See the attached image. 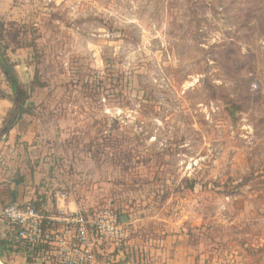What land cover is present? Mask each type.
Segmentation results:
<instances>
[{
    "label": "rangeland",
    "instance_id": "rangeland-1",
    "mask_svg": "<svg viewBox=\"0 0 264 264\" xmlns=\"http://www.w3.org/2000/svg\"><path fill=\"white\" fill-rule=\"evenodd\" d=\"M0 17L28 96L0 130V192L126 217L97 264H264V0H0Z\"/></svg>",
    "mask_w": 264,
    "mask_h": 264
},
{
    "label": "built area",
    "instance_id": "built-area-1",
    "mask_svg": "<svg viewBox=\"0 0 264 264\" xmlns=\"http://www.w3.org/2000/svg\"><path fill=\"white\" fill-rule=\"evenodd\" d=\"M0 218L9 226L20 247L37 252L46 264H97L102 246H119L128 238L126 226L109 209L93 217L60 212L48 215L31 203L0 208Z\"/></svg>",
    "mask_w": 264,
    "mask_h": 264
},
{
    "label": "trees",
    "instance_id": "trees-1",
    "mask_svg": "<svg viewBox=\"0 0 264 264\" xmlns=\"http://www.w3.org/2000/svg\"><path fill=\"white\" fill-rule=\"evenodd\" d=\"M14 27L13 22H6L3 18L0 17V71L4 77L6 85L8 87L7 96L1 93L0 86V99H8L13 105V108L10 110L7 118L4 121L3 128L1 129V135L9 133L11 130V124L14 116L18 114L19 119L23 118L27 114L26 103L28 100L27 91L24 89V86L18 79L16 67L17 63L11 61L9 51L11 52V45L8 43V27ZM18 38L16 35H13V41H16ZM18 49L28 48V46H16ZM13 114V115H12ZM11 117V121L8 120ZM195 184V182H194ZM192 184V188H193ZM7 195L12 199L11 204L8 205H20L14 203L17 200V196L13 191H1L0 200L1 202L6 201L5 198ZM6 205V206H8ZM32 205L40 211L36 204ZM5 206V207H6ZM24 206V205H20ZM10 253L23 254L28 258V262H33L34 259L38 257L37 252H32L29 249L20 247L17 243L14 242L12 238L6 239V241H0V258H6Z\"/></svg>",
    "mask_w": 264,
    "mask_h": 264
},
{
    "label": "crops",
    "instance_id": "crops-1",
    "mask_svg": "<svg viewBox=\"0 0 264 264\" xmlns=\"http://www.w3.org/2000/svg\"><path fill=\"white\" fill-rule=\"evenodd\" d=\"M6 21V20H5ZM9 22V21H6ZM13 51V50H12ZM18 66L16 67V71H17ZM18 75V73H17ZM0 76L4 79L1 71H0ZM19 79V77H18ZM20 81V80H19ZM5 82V80H4ZM21 82V81H20ZM22 83V82H21ZM6 85V82L4 83ZM2 87V86H1ZM13 108L12 103L10 102V100L8 99H0V121H2V125H0V130L3 128L4 125V121L7 118L10 110ZM1 123V122H0ZM13 192H15L17 198L20 196L18 195L19 193L14 191V189H11ZM12 238V232L9 228V226L6 224V222L0 218V241H6V239ZM10 256L6 257V258H0V264H5L4 262L6 261H10L11 257L14 256V258H12V264H46L43 259H34L33 262H28V258L23 255V254H17V253H10ZM6 259V261H4ZM8 264H11V262H7Z\"/></svg>",
    "mask_w": 264,
    "mask_h": 264
},
{
    "label": "water",
    "instance_id": "water-1",
    "mask_svg": "<svg viewBox=\"0 0 264 264\" xmlns=\"http://www.w3.org/2000/svg\"><path fill=\"white\" fill-rule=\"evenodd\" d=\"M18 116H19L18 114L15 115V117H14V119H13V123L16 121V119H17ZM122 222H123L124 224H126V223H127V218L124 217V218L122 219Z\"/></svg>",
    "mask_w": 264,
    "mask_h": 264
}]
</instances>
